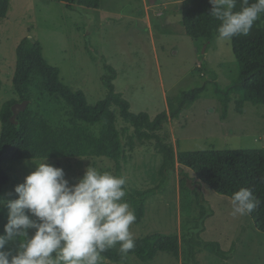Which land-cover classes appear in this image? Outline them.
Wrapping results in <instances>:
<instances>
[{
	"label": "rangeland",
	"instance_id": "obj_1",
	"mask_svg": "<svg viewBox=\"0 0 264 264\" xmlns=\"http://www.w3.org/2000/svg\"><path fill=\"white\" fill-rule=\"evenodd\" d=\"M182 1L101 0L99 9L79 5L70 9L56 0H10L8 15L0 19V107L14 97L17 46L29 36L41 42L45 58L60 68L62 81L73 90L84 91L91 104L106 96L102 79L105 64L115 67L116 87L131 102L132 110L147 112L152 118L161 112L169 113L170 98L205 85L198 99L178 119L167 121L166 131L176 153L264 148V105L246 103L244 112L238 113L232 101L224 117L214 91V80L227 88L239 75L232 42L217 38L210 43L188 36L182 24ZM147 4L155 6L151 12L156 9L163 13L158 17L151 13V29L145 13ZM198 65L204 66L202 74ZM40 107L55 123L68 122L65 102L46 98ZM39 162L42 161H23L17 166L21 181L9 185L5 201L18 198L15 186ZM46 162L62 168L73 183L90 166L124 176L128 202L130 191L159 184L163 156L140 146L120 170L105 157ZM183 174L189 175L185 190L180 187ZM203 210L204 224L195 232L201 239L219 241L227 252L232 247L234 250L224 259L197 248L196 264H264V232L256 228L250 215L233 216L230 197L215 192L199 181L192 169L178 162L169 172L166 188L148 199L143 223L134 222L130 230L134 239L156 232L182 238L196 225ZM7 211L5 208L0 218V234L7 223ZM17 247L18 240L10 241L5 250L14 255ZM127 264H183V259L182 255L159 252L153 260L142 261L129 254Z\"/></svg>",
	"mask_w": 264,
	"mask_h": 264
},
{
	"label": "trees",
	"instance_id": "obj_2",
	"mask_svg": "<svg viewBox=\"0 0 264 264\" xmlns=\"http://www.w3.org/2000/svg\"><path fill=\"white\" fill-rule=\"evenodd\" d=\"M64 2L70 9L76 6L99 9L101 0H56ZM254 2V0H249ZM209 0H183L182 24L191 38L213 42L218 38L220 21L210 15ZM241 0L236 9L240 10ZM10 0H0V19L8 15ZM239 65V75L227 88L214 80V91L218 95L227 116L229 106L235 102L236 111L243 113L245 104L264 105V14L254 23L248 35L231 39ZM17 65L13 77L14 97L5 100L0 107V198L5 200L11 183L21 179L16 174L23 161L47 160L70 161L96 157L113 160L117 168L139 150L140 146L153 149L163 156L159 168V184L129 192L128 203L135 212L136 224L143 223L148 199L163 191L169 172L176 162L189 167L199 181L215 192L232 197L240 188L252 189L260 200L259 206L249 215L255 226L264 232V148H228L181 151L176 153L171 135L166 131L167 121L178 119L204 91L205 85L184 91L180 96L168 100V112L152 118L147 112H134L131 102L115 84L117 71L105 64L102 79L106 88L105 98L91 104L84 91L73 90L61 78V70L45 58L41 42L32 37L23 38L17 46ZM201 74L204 66L198 68ZM1 85V80H0ZM46 98L65 102L68 122L55 121L41 110L40 102ZM29 100L25 110L12 121L13 105ZM38 105V106H36ZM58 162V163H60ZM189 175L183 174L180 187L187 189ZM23 183V182H22ZM6 207L0 206V218ZM205 210L196 225L180 238L178 234L156 232L135 238V248L122 256L116 248L102 253V264H127L128 255L133 254L142 261L153 260L159 252L175 257L182 255L183 264H196L197 248L226 259L229 252L219 241L201 239L195 230L204 224ZM119 246L117 245V248Z\"/></svg>",
	"mask_w": 264,
	"mask_h": 264
},
{
	"label": "clouds",
	"instance_id": "obj_3",
	"mask_svg": "<svg viewBox=\"0 0 264 264\" xmlns=\"http://www.w3.org/2000/svg\"><path fill=\"white\" fill-rule=\"evenodd\" d=\"M210 15L220 21L218 39L248 35L264 14V0H209ZM126 178L88 167L70 182L62 168L43 160L23 183L15 186L18 198L5 201L7 223L0 234V264H102V253L116 248L122 256L134 250L135 222L126 197ZM232 215L253 212L260 200L250 188L231 197ZM30 230H32L31 235ZM13 255L5 247L17 241ZM117 245L119 246L117 248Z\"/></svg>",
	"mask_w": 264,
	"mask_h": 264
},
{
	"label": "crops",
	"instance_id": "obj_4",
	"mask_svg": "<svg viewBox=\"0 0 264 264\" xmlns=\"http://www.w3.org/2000/svg\"><path fill=\"white\" fill-rule=\"evenodd\" d=\"M154 6V4H152L151 6L149 4H147L145 6V13H146V17H147V21L149 24V27L151 29V25H152V16L151 13H154V16L158 17V16H163L162 11H157L156 9H154V12H151V7ZM155 7V6H154ZM139 15H142L140 12L138 13Z\"/></svg>",
	"mask_w": 264,
	"mask_h": 264
},
{
	"label": "water",
	"instance_id": "obj_5",
	"mask_svg": "<svg viewBox=\"0 0 264 264\" xmlns=\"http://www.w3.org/2000/svg\"><path fill=\"white\" fill-rule=\"evenodd\" d=\"M28 103H29V100H25L22 103H16L13 105V108H12L13 109V115L11 118L12 121L16 122V120H15L16 116L18 115V113L20 111H23L26 109V107L28 106Z\"/></svg>",
	"mask_w": 264,
	"mask_h": 264
},
{
	"label": "built area",
	"instance_id": "obj_6",
	"mask_svg": "<svg viewBox=\"0 0 264 264\" xmlns=\"http://www.w3.org/2000/svg\"><path fill=\"white\" fill-rule=\"evenodd\" d=\"M198 67H201V65H198Z\"/></svg>",
	"mask_w": 264,
	"mask_h": 264
}]
</instances>
